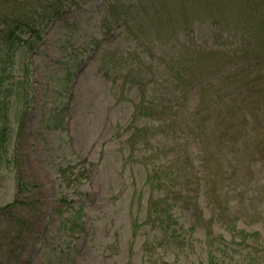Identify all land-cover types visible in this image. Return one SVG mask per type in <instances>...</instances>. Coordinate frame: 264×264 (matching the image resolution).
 <instances>
[{"label":"rangeland","instance_id":"rangeland-1","mask_svg":"<svg viewBox=\"0 0 264 264\" xmlns=\"http://www.w3.org/2000/svg\"><path fill=\"white\" fill-rule=\"evenodd\" d=\"M74 1L72 10L64 4L63 13L41 27L35 49L15 56L14 74L20 77L19 67L27 64L28 84L20 102L12 97L7 112L0 207L17 199L15 175L36 186L18 196L27 206L0 211V264H51L66 258L67 264H149L146 259L154 256L162 259L159 264H208L210 252L218 264H264V83L256 81L261 95L239 87L247 99L225 106L220 115L215 105L220 85L237 95L236 86L242 84L240 77H226L228 70L253 68L241 56L236 63L226 58L234 57L231 52L241 40L233 29L247 28L245 14L263 19L264 0L256 6L252 0H219L213 13L220 28L216 25L213 32L201 20L192 35L183 25L180 40L157 38L159 28L150 33L126 16V24L99 31L105 4L115 0ZM40 4L50 6L48 0H0V22L14 14L13 8L17 15H37L42 9L33 11V6ZM140 28L144 32H133ZM128 36H136L135 41ZM228 36L236 38L235 45ZM150 39L161 43L155 41L148 50ZM191 40L202 46L190 62L181 61L184 76L203 86L177 90L166 65L175 66L179 55L191 52L183 48ZM135 49L136 57L127 56ZM212 64L217 68L209 69ZM127 69L134 76H124ZM143 93L158 103L170 101L177 113L161 122L132 123L134 104ZM256 106L250 110L256 121L249 124L244 108ZM137 123L146 124L143 132L129 126ZM60 166L80 175L79 183L66 190L82 209L84 230L76 238L58 229L57 197L65 191L59 186ZM175 189L182 190V198L169 206L177 225L166 238L142 223L144 208L149 199L171 196Z\"/></svg>","mask_w":264,"mask_h":264},{"label":"trees","instance_id":"trees-1","mask_svg":"<svg viewBox=\"0 0 264 264\" xmlns=\"http://www.w3.org/2000/svg\"><path fill=\"white\" fill-rule=\"evenodd\" d=\"M50 6L46 7L40 4L39 7L33 6V11L41 10V13L35 15L33 13L32 16H27L26 14L19 13L18 15L15 13L14 8L12 12L14 14H9L6 18L0 22V145L2 146L8 140L9 133V118L7 112L12 105V97L15 98L14 102H20L21 98L24 96V90L26 85L28 84L27 78H25L28 73V65L22 64L19 67L18 72L22 75L17 77L14 72L17 71L16 65V53L18 51L23 52L26 50H33L42 40L41 38V27L42 29L46 27V24H49L52 18L61 15L63 12L62 6L64 4L67 6L66 10H72L77 3V1L70 0H48ZM219 0H126L120 1L115 0L111 3L105 4V15L103 17V21L100 22L99 31H103L105 33L110 32L117 24L122 26L126 24V17L132 19L134 25H143L146 27V31L148 30L150 33H155L154 30L159 28V31L156 35L157 38H165L167 36L178 37L177 40H180L179 29L186 25L191 28V33L193 35L194 31L197 30V25H194L195 22H199L204 20L206 23L204 26L208 25L211 29L217 30L218 23L214 18L213 9L215 8V3ZM249 1V0H246ZM253 4L256 6L258 0H252ZM74 5V6H73ZM60 8V9H59ZM62 12V13H61ZM65 12V11H64ZM47 18V19H46ZM46 19V20H45ZM246 21L247 28L244 31L233 29L237 31L241 37V40H237V49L233 51L234 57L232 58L229 51L226 54L230 58H226V62H237V59L240 56L244 59L245 64L249 63L253 65L252 69L245 68L246 70L236 67L232 70H228L224 75L226 77H240V81L242 84L236 86L238 91L237 95H234V91H230L228 87L220 85L218 89H216V102L215 105L218 106L216 112L220 115L222 109L231 104L234 106L235 101H243L247 98H244V95L240 94L238 90L239 87L249 88V91L253 94L254 89L257 92L262 94V90L259 87V83L256 81H261L264 83V74H259L260 71L264 67V32H259V30L264 31V18L260 21H257L256 15L245 14L242 18ZM45 21V22H44ZM116 24V25H115ZM203 26V27H204ZM220 28V26L218 27ZM135 34H140L144 32V28L133 29ZM27 33V37L25 36ZM215 35L217 33H214ZM223 35V33H221ZM129 37V36H128ZM232 39L231 44L236 40L235 37L228 36ZM196 38V35H194ZM130 40L135 41L136 36L129 37ZM155 41L161 43V41L157 39L147 40L146 44H148V50H150L151 46ZM235 45V44H232ZM200 44H196V41H193L189 44L183 45V48L188 49L191 52L186 53L184 56L179 55L177 57L176 65L167 64L166 67L171 71V75L173 74V80L178 82L177 90H180L183 87H186L185 90L189 89L191 86L195 87V90L203 86L198 81H190L185 78L184 72L186 71L185 67L181 64V61L185 60L186 62H190L192 57L198 53L195 49L199 48L201 50ZM138 47H143L146 49L147 47L139 45ZM256 47L258 49H256ZM128 55L137 56L136 49L133 51H127ZM112 64H117L114 59L109 58L108 60ZM263 61V62H262ZM125 64H127L125 62ZM221 64V63H220ZM222 65V64H221ZM220 65V66H221ZM133 66V65H132ZM155 66L158 68L160 65ZM154 66V68H155ZM262 66V67H260ZM209 69H216V65L212 64L208 66ZM128 70V69H127ZM124 72V76H130L134 72L132 70ZM229 74V75H228ZM252 77L254 79H252ZM136 77L135 79H138ZM128 80V79H127ZM157 85V83H156ZM169 86L168 81L165 79L164 87L167 90ZM184 90V91H185ZM196 94V91H194ZM243 96V98H242ZM214 99V98H213ZM134 110L132 112V120L131 122L135 123L138 120L145 119L146 121L156 119L160 122L165 120V115L168 114H176L177 111L169 106L172 105L170 101L165 103L162 99L160 103H158L157 99H148L146 98L145 93H143V98L140 101L135 102ZM176 108V107H175ZM259 106L252 107L248 109L247 107L244 110L248 111L251 119L247 117L248 123H254L256 118L252 119V113L250 110H257ZM200 111V110H199ZM198 111L194 114H197ZM188 119V117H187ZM228 120H232V116L228 118ZM255 120V121H254ZM131 128H134L135 132H143L145 129V125L142 123H137L136 126L129 125ZM128 126V127H129ZM147 133V130L144 132ZM240 139H237V141ZM7 162H14L13 159L6 158ZM70 167L68 166H60L57 169L59 186L61 188H65V191L61 189V193H59L57 197V207L55 212L57 214L56 218H58V229L68 234V236L72 238H76L77 234H80L84 230V220L82 209L76 202L74 201V197H71L69 193L66 192L68 188H73L76 184L79 183V173H75V171H70ZM183 172L187 170V167H183ZM185 179H190V175L186 174ZM170 173L166 175L169 177ZM16 179V197L13 202L6 204L3 207H0V211H5L10 207H15L19 204L27 206L26 203H21L18 196H21L22 193L27 192L29 189H34L35 184L27 185L22 178L15 175ZM152 180V179H151ZM190 181H186V183H190ZM182 190L178 191L172 190L171 196H161L156 199H149L144 208V219L142 223H149L153 228L160 231L159 233H164L166 238L172 234H174L176 230L177 221L175 219L174 214L169 210V206L171 203L178 202L181 200ZM183 202H186L185 200ZM196 202V201H195ZM174 226V227H173ZM136 223H132V228L135 229ZM238 234L242 237V240H247L249 235L246 234L244 229H239L237 231ZM255 234V233H253ZM71 241H67L66 243H70ZM163 245V241H161L160 245ZM143 249L150 250L149 246L143 245ZM215 259H218L216 254L211 253L209 255V263L208 264H218L214 262ZM161 258L150 257L146 259V263L149 264H159ZM59 263H51V264H67L68 259L64 262L61 260Z\"/></svg>","mask_w":264,"mask_h":264}]
</instances>
